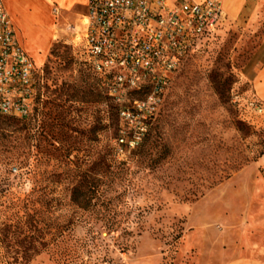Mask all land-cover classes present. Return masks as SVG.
I'll return each instance as SVG.
<instances>
[{
    "label": "rangeland",
    "instance_id": "obj_1",
    "mask_svg": "<svg viewBox=\"0 0 264 264\" xmlns=\"http://www.w3.org/2000/svg\"><path fill=\"white\" fill-rule=\"evenodd\" d=\"M238 3L239 12L228 13L215 37L181 64L163 92L150 95V81L119 93L114 81L93 75L73 57L70 34L58 31L46 46L26 50L29 38L45 43L48 29L32 32L25 22L50 9L40 0H5L34 75L29 115L0 119L28 123L30 155L38 140L43 152L58 142V222L71 215L72 185L98 177L101 197L92 203L100 212L90 221L110 219L117 231L133 232L125 238L127 250L108 253L116 262L217 264L236 226L230 221L250 217L261 223L264 217V102L253 88L264 65V0ZM84 13L58 25L75 23ZM133 141L141 147L136 150ZM3 143L0 175H10L0 179V197L7 195L0 205L9 206L10 193H28L31 181L5 165L14 152ZM10 213L0 207V223ZM257 228L246 233L259 235L254 244L263 236L261 224ZM85 232L75 227L73 234L81 239ZM263 248L248 250L257 255ZM9 250L14 248L1 253ZM33 264H47L46 258Z\"/></svg>",
    "mask_w": 264,
    "mask_h": 264
},
{
    "label": "built area",
    "instance_id": "obj_2",
    "mask_svg": "<svg viewBox=\"0 0 264 264\" xmlns=\"http://www.w3.org/2000/svg\"><path fill=\"white\" fill-rule=\"evenodd\" d=\"M226 21L222 0H86L85 13L75 23L58 25V31L71 35L76 61L114 81L113 90L130 93L150 81L148 94L160 95ZM33 75L0 0V114L29 115Z\"/></svg>",
    "mask_w": 264,
    "mask_h": 264
},
{
    "label": "trees",
    "instance_id": "obj_3",
    "mask_svg": "<svg viewBox=\"0 0 264 264\" xmlns=\"http://www.w3.org/2000/svg\"><path fill=\"white\" fill-rule=\"evenodd\" d=\"M39 128L43 133L44 126ZM28 129L24 120L5 122L0 119V147L5 148L3 142H9L11 147L7 148L14 152L3 159L5 165L20 171V176L31 181L28 193L19 196L10 193L12 197L8 201L11 204L0 205L11 212L10 217L0 223V264H33L41 255L47 264H122L108 253L113 249L127 250L125 238L131 237L133 232L117 231V223L110 219L100 223L90 221L91 215L100 212L97 204L92 203L101 197L98 177L89 181L82 177L72 185L68 204L71 215L58 222V157L55 156L58 142L49 144L51 150L43 152L38 140L36 153L30 155L25 151ZM133 143L136 150L141 147L140 143ZM124 145H128L127 140ZM9 175H0V179H8ZM0 198L6 201L7 195ZM75 227L85 229L83 238L74 237ZM103 235L110 237L111 244ZM6 247L14 250L1 253Z\"/></svg>",
    "mask_w": 264,
    "mask_h": 264
},
{
    "label": "crops",
    "instance_id": "obj_4",
    "mask_svg": "<svg viewBox=\"0 0 264 264\" xmlns=\"http://www.w3.org/2000/svg\"><path fill=\"white\" fill-rule=\"evenodd\" d=\"M7 1V0H6ZM44 3V5L50 9V12L46 15L39 14L38 12H34L33 16H31L32 19L29 21H26L27 29L33 32V28L36 27H46L48 30L46 31L45 36V43L42 45H38L35 43V40L32 38H29L27 46H23L19 40V38L16 36L20 46L25 48L26 50H30V47L32 44H35L36 46L42 47L46 46L47 42L52 39L53 41L58 37L55 35L58 33V24L61 21L67 20V19H73L77 15L85 12V3L86 0H40ZM200 1V0H195ZM231 0H222V6L227 14H237L239 12V0H233V2H230ZM4 7L6 9V12L8 13L10 19L11 14L8 10L7 4H5V0H3ZM59 5V6H58ZM54 9L57 10V12H54ZM46 15V16H45ZM27 17V15H26ZM11 22L13 24V21L11 19ZM32 25V27H31ZM26 37V36H25ZM26 37V39H28ZM22 48V49H23ZM253 88L258 96L263 102H264V65L257 73L256 77L253 80ZM236 225L233 229L230 230V234L227 235V240H229V246L225 251L220 252L218 255L217 264H264V248L261 252H259L257 255L250 254L248 248L252 247V245H255L257 249H259L261 246L264 247V217L261 221V223H257V221L253 218L247 217L245 218V221H239V220H233L230 221L229 225ZM261 224L263 236L261 238V242L254 244L253 238L259 239V235H251L246 234L248 232H252L258 229L257 226ZM255 225V226H254Z\"/></svg>",
    "mask_w": 264,
    "mask_h": 264
}]
</instances>
